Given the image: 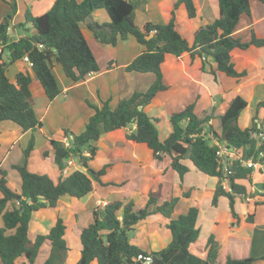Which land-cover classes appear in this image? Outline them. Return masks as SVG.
<instances>
[{
	"label": "trees",
	"instance_id": "1",
	"mask_svg": "<svg viewBox=\"0 0 264 264\" xmlns=\"http://www.w3.org/2000/svg\"><path fill=\"white\" fill-rule=\"evenodd\" d=\"M7 1L11 6L10 11L0 19L1 49L9 54L7 61H0V121L11 120L23 131H34L42 126L33 109L30 84L32 77L38 80L50 99L60 93L52 72V59L61 65L64 74L73 82L83 80L88 74L99 70L97 60L81 31L84 19L96 9H105L108 13L110 21L103 25H109L111 31H94L88 25L95 38L100 43L115 45L118 38L133 36L144 49L124 70L151 72L154 79L145 91L135 90L129 96L118 99L113 107L110 106L109 99L101 100L99 106L88 102L93 113L85 123L83 131L74 134L64 129L66 135L71 134L68 145L63 141L50 139L53 160L60 169L69 159L75 158L88 172L75 169L65 177L54 180L48 173L29 170L27 160L34 148L33 136L23 149L21 163L13 165L21 177L19 193L7 185L6 171L0 169L1 264H33L45 240H49L51 248L42 264H61L65 261L68 245L64 237L63 220L58 218L47 233H38L31 240L28 226L32 213L42 208L54 207L61 195L78 198L90 192L93 180L100 182V176L105 173L106 168L104 165L95 171L89 166V161L94 158L98 149L94 142L103 133L131 123H135V128L126 133V138L144 143L151 150L156 163L168 156L169 166L182 178L189 170L182 160L189 159L198 171L217 177L211 203L216 205L220 195L227 197L230 212L238 221L234 208L235 197L246 200L250 190L251 168L241 166L239 161H233L229 165L230 189H223L220 184L223 173L216 156L217 145L207 134H211L218 141L226 142L228 146L241 148L244 158L256 157L260 151L264 152V124L259 122L258 126V122L253 120L249 127L241 128L238 125L237 120L247 104L246 99L240 95L232 97L218 116L216 129L209 123L214 117V108H211L210 113L198 116L193 111V103H189L169 115L171 131L163 140L159 139L156 126L159 117L148 115L144 106L157 92L168 87L163 81L161 71L166 54L180 56L183 52H189L192 57L199 55L203 57L201 69L213 75L216 71L236 78L244 75L245 71H237L231 61L232 49H245L251 45L264 46V38H258L253 31L246 40L233 34L240 17L249 15L250 0H218V16L211 23L201 25L195 30L192 44L176 29L174 10L165 23L147 21L138 26L133 21V24H129L126 18L133 19L137 7L133 0H54L49 9L40 15H32L27 9L22 25L30 23L33 32L9 41L7 29L16 6L14 0ZM259 1L264 4V0ZM180 4L184 5L189 18L195 16L192 0H176L174 8ZM149 34L151 37L146 38ZM24 55L32 62L31 71L18 72L15 81L11 82L5 69L9 63L22 59ZM209 57L214 61V67L207 65ZM260 106H264V100L257 103V110ZM260 133L263 134L262 138ZM47 153L45 150L43 155ZM257 187L264 188V183H258ZM188 194L189 191L183 192L185 196ZM157 199L153 192H149L146 203L141 208H135L132 199H112L101 208H94L92 222L83 227L79 234L81 249L78 264H138V253L145 251L131 243L130 237L134 225L151 213H160L168 219L166 227L170 231L171 240L158 252H151L153 255L159 253L162 264H251L258 259H264V255L254 257L249 253L247 239L231 238V243L220 248V242L215 240L213 234L206 241V257H199L189 250V245L199 235V228L196 226L198 207L192 205L185 213L173 218L171 214L178 197L170 196L160 203H157ZM252 203L264 204V198H256ZM246 221H253V213L246 216ZM235 224L236 221L231 223L232 226ZM237 252L246 255H232ZM21 256L26 260L17 263V258Z\"/></svg>",
	"mask_w": 264,
	"mask_h": 264
},
{
	"label": "crops",
	"instance_id": "2",
	"mask_svg": "<svg viewBox=\"0 0 264 264\" xmlns=\"http://www.w3.org/2000/svg\"><path fill=\"white\" fill-rule=\"evenodd\" d=\"M14 1L16 10L12 14L7 29L9 41H15L20 36L30 35L33 32L30 23L22 25L27 9L32 15H40L54 2V0ZM133 1L137 4L133 21L138 26H142L147 21L165 23L169 20L171 11L174 10L176 29L190 44L193 42L195 30L201 25L214 21L219 12L218 0H192L195 16L191 18L187 16L183 4L174 8L176 0ZM249 4V15L240 17L233 34L246 40L253 31L258 38H264V4L259 0H250ZM10 7L7 0H0V19L8 14ZM91 15L100 24L110 21L105 9H96ZM81 31L98 61L99 70L88 74L83 80L73 82L64 74L61 65L52 59V72L60 93L50 99L38 80L32 77L30 84L33 109L42 122V126L34 131H23L11 120L0 121V169L6 171L7 185L15 192L21 191V177L13 165L21 163L23 149L31 136L34 137L35 144L27 160L29 170L48 173L54 180L65 177L75 169L88 172L87 168L81 166L75 158L69 159V162L60 169L53 160L50 139L68 142L71 134L66 135L65 128L74 134L81 133L89 116L93 113V108L88 102L99 106L101 100L109 99V104L113 107L118 99L129 96L133 91H145L154 79L153 74L149 72L124 70V67L144 49V46L133 36H128L126 39L118 38L116 44L112 45L100 43L95 38L93 30L84 22L81 24ZM1 48L0 44V61H7L9 54ZM202 60L203 57L199 55L192 57L189 52H183L180 56L166 54L161 64V71L163 81L168 87L157 92L144 106L148 115L160 119L156 123L160 140H163L171 131L169 115L189 103H193V111L198 116L210 113L211 108H214V117L209 120V123L216 129L219 123L217 117L225 110L227 102L236 95L242 96L247 101L245 108L239 114L238 125L241 128L249 127L253 120L258 122V126L259 122L264 124V106H260L257 110V103L264 100V46L251 45L245 49L238 47L232 49L231 61L235 69L245 71V74L238 78L227 76L221 71H216L215 75L203 71ZM207 61L208 66L214 67L215 63L210 57ZM30 71V67L23 58L9 63L5 69L6 76L11 82L15 81L18 72L30 73ZM134 128L135 123L128 124L126 127L103 133L94 142L98 149L94 158L89 161V166L96 171L106 165L105 173L100 176V182L93 180L92 190L82 197L64 194L59 197L54 207L34 211L28 226L29 238L33 240L36 234L47 233L55 221L61 218L65 225L64 237L68 245L65 261L61 264H78L81 249L79 234L83 227L92 222L94 208H101L103 203L112 199H132L134 207L141 208L146 203L148 193L153 192L158 197L157 203L170 196L178 197L171 214L173 218L185 213L192 205L198 207L196 226L199 228V235L197 240L189 245L192 253L201 258L206 257V241L208 236L213 234L215 240L220 242V248L231 243V238L247 239L249 252L254 256L255 224L261 223L264 228V204L254 205L253 200L247 201L241 197H235L234 208L238 214L237 221L230 212L227 197L220 195L216 205L211 203L217 177L198 171L189 159H183L182 162L188 166L189 170L180 178L177 171L169 166L168 156L156 163L151 150L144 143L126 138V133ZM45 150L48 153L44 156ZM190 173L201 175L199 177L206 180L202 185L199 180V183H195L196 181L189 178ZM259 179L258 174H251L250 186H254ZM184 191H189L188 196L183 195ZM0 196H2L1 191ZM222 200L230 212L229 226L224 230H217L218 224L215 217L203 216L201 205L203 201H206V208L215 210ZM99 202L102 204L99 205ZM237 203L243 207L240 212L236 208ZM249 213H253L252 222L246 221ZM206 219L212 220V223L215 222L202 234L200 223L205 224ZM235 221L236 224L232 226L231 223ZM167 222L168 219L160 213H151L134 225L130 242L145 252H158L171 240L170 231L166 227ZM262 245L264 247V241ZM50 248L49 240L43 241L33 264H42L48 257ZM258 255H264L263 251ZM25 260L24 256L18 257L17 263ZM258 262L264 263V259H258Z\"/></svg>",
	"mask_w": 264,
	"mask_h": 264
},
{
	"label": "built area",
	"instance_id": "3",
	"mask_svg": "<svg viewBox=\"0 0 264 264\" xmlns=\"http://www.w3.org/2000/svg\"><path fill=\"white\" fill-rule=\"evenodd\" d=\"M23 60L28 64L29 67L32 66V62L28 59L26 55L23 56ZM211 135V134H209ZM259 136L262 138L263 134L260 133ZM214 139V143L217 145L216 156L221 164V169L223 173V177L221 178V187L223 189L229 190V179L228 176L231 173L229 165L233 161H239L241 166H246L251 168V174H258L260 179L255 183H264V152L260 151L256 157H243V152L241 148L235 146H228L226 142L218 141L216 138ZM65 145H68V142H65ZM84 154L88 155V152ZM226 156V159L224 157ZM69 162V160L67 161ZM248 195L246 197L247 201L254 200L255 194H259L264 198V188H255V186L251 185L250 190L248 191ZM102 204V202H101ZM105 203H103L104 205ZM154 255L151 252H140L138 253L136 260L138 264H155L153 262Z\"/></svg>",
	"mask_w": 264,
	"mask_h": 264
},
{
	"label": "rangeland",
	"instance_id": "4",
	"mask_svg": "<svg viewBox=\"0 0 264 264\" xmlns=\"http://www.w3.org/2000/svg\"><path fill=\"white\" fill-rule=\"evenodd\" d=\"M97 63H98V61H97ZM149 74H153V73L149 72ZM153 76H154V74H153ZM207 137H210L212 142L214 141L213 137L211 135H209V133L207 134ZM200 174H202V173H200ZM196 176H197V178H196ZM199 176H201V175H198V174L194 175V173H190L189 178L191 180L193 179V181H196L195 183H197L199 180L201 185H202L204 183V180H206V179L199 177ZM190 179H189V181H190ZM209 181L211 182V180H209ZM205 182L208 183L207 181H205ZM190 183H192V182H190ZM254 186H255V188H257L256 183L254 184ZM254 197H255V199L256 198H258V199L263 198L259 194H255ZM237 198H239V196H237ZM100 203L101 202H99V205H100ZM206 206H207L206 201H203V204L201 205V208L203 209V216H205L206 218L215 217V221H217L216 223L218 224L217 230L226 229V227L229 226L228 220H229L230 212H229L228 206L226 207L223 200L220 201V203L218 204V206L215 210H208V208H206ZM236 208L239 212L242 211V209H243V207L239 203H237ZM204 221H205V224H204V222L200 223L202 234H204L207 227H209L210 225H212L215 222V221H213V223H212V220H207V219ZM262 225L263 224H261V223H258L257 225L255 224V230H254L255 234H254V241H253V253H254L253 255H254V257L259 256L258 254H260L262 251L264 253V247L262 245L263 241H264V230H263L264 228L262 227ZM243 232H246V230H243ZM132 235H133V233L131 234V236ZM238 253L239 252L234 253L232 255H237V257H243V255H246V254H240V253L238 254ZM251 264H264V263H259V262L257 263V260H256V262L254 261V263L252 262Z\"/></svg>",
	"mask_w": 264,
	"mask_h": 264
},
{
	"label": "water",
	"instance_id": "5",
	"mask_svg": "<svg viewBox=\"0 0 264 264\" xmlns=\"http://www.w3.org/2000/svg\"><path fill=\"white\" fill-rule=\"evenodd\" d=\"M126 20L128 21L129 24H133V19L130 17H127ZM84 23L87 25H90L92 27V29L94 31H102V30H106V31H111V28L109 25H103L98 23L91 14H89L85 19H84ZM151 37V34L147 35L146 38ZM140 108H142V105L139 106ZM224 159H226V156L224 157ZM159 253L154 255L153 258V262L155 264H162V262L159 259Z\"/></svg>",
	"mask_w": 264,
	"mask_h": 264
}]
</instances>
